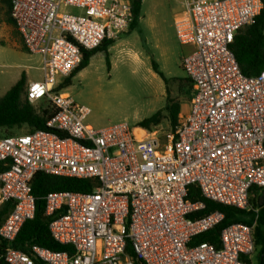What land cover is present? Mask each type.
I'll return each mask as SVG.
<instances>
[{
	"label": "built area",
	"instance_id": "built-area-1",
	"mask_svg": "<svg viewBox=\"0 0 264 264\" xmlns=\"http://www.w3.org/2000/svg\"><path fill=\"white\" fill-rule=\"evenodd\" d=\"M261 9V0L185 2L174 26L189 48L181 66L191 97L161 142L126 121L99 128L85 123L89 109L58 88L79 65L82 49L128 31L129 0H10L23 45L40 56L42 78L27 84L26 98L48 102L54 113L48 129L0 137V205L12 203L0 224V239L8 244L0 247V264H249L243 257L255 250L257 214L251 224L222 228L219 247L207 241L190 246L224 213L195 216L205 203L187 195L196 185L204 198L248 211L251 187L264 189V67L244 75L230 49L235 33ZM36 171L97 181L91 192L44 197L52 238L72 251L9 246L34 217L30 179Z\"/></svg>",
	"mask_w": 264,
	"mask_h": 264
},
{
	"label": "rangeland",
	"instance_id": "rangeland-1",
	"mask_svg": "<svg viewBox=\"0 0 264 264\" xmlns=\"http://www.w3.org/2000/svg\"><path fill=\"white\" fill-rule=\"evenodd\" d=\"M141 2L139 20L127 33L120 34L114 40L117 46L109 53V68L105 53L97 51L90 58L89 64L71 77L68 85L62 87L75 102L89 109L85 123L95 128L120 121L133 126L157 110L165 113L166 85L153 71L152 60L170 79V95L180 99L185 108L182 113L187 109L191 96L190 86L188 83L181 86L179 82L172 81L174 77L186 76L181 61L189 48L178 41L174 26L175 15L184 9L186 0ZM72 10L79 12L78 9ZM8 28L11 31H7ZM12 29L15 30L5 22H0V95L19 80L22 74L26 84L27 81L42 78L40 56L23 50L18 35H14ZM44 103L40 101L34 105ZM24 132L26 128L14 130L12 135ZM150 132L161 142L172 133L166 118L153 126ZM6 135L11 134L0 130V137ZM249 203L252 206L251 200ZM254 256L257 257V250Z\"/></svg>",
	"mask_w": 264,
	"mask_h": 264
},
{
	"label": "trees",
	"instance_id": "trees-1",
	"mask_svg": "<svg viewBox=\"0 0 264 264\" xmlns=\"http://www.w3.org/2000/svg\"><path fill=\"white\" fill-rule=\"evenodd\" d=\"M262 2V9L256 16L254 23L246 25L240 28L234 35L233 42L230 45L238 65L242 73L246 76L257 74L264 67V0ZM141 9V0H133V21L132 24L138 19ZM0 22L15 28L14 20L10 15V0H0ZM14 35H18L21 43V48L25 51L27 49L22 43L21 37L16 30H12ZM114 40L104 39L102 43L95 49H82V58L79 65L75 70L61 81L58 88H62L69 84L71 77L77 72L85 68L90 61V58L97 52L103 51L105 53L106 64L109 68V46L113 45ZM151 67L165 83L166 90V106L164 108L165 113L162 110H157L150 116L138 121L137 125L151 131L153 126L158 125L163 118L168 120L170 130L174 132L175 126L178 122L179 114L181 111V101L177 97L170 95V79L165 77L162 71L159 70L158 64L152 60ZM172 81L179 82L181 86H190V80L187 76L174 77ZM26 79L22 74L19 80H17L6 92L0 95V130L6 134H13L14 130H20L26 128V132L33 131L35 129H48L46 127V121L53 115L54 109L48 104L36 106L31 104L26 98ZM60 135H64V132L56 129ZM7 136V135H6ZM4 168L3 163H0V171ZM97 184L96 179L91 178H76L65 177L59 175H53L36 171L33 173L30 179V185L32 194L35 197V214L32 219L27 220L21 227L16 239L9 244V246L29 252V248L32 245H39L47 247L53 250H66L72 251V247L69 245H62L56 242L49 231L48 223L50 217L44 214V197L47 193L59 190H69L78 192H91L94 186ZM260 189L253 186L250 189V198L252 207L250 210L239 209L233 206L222 205L220 203L211 201L204 198L199 188L196 185H191L188 191L187 198L190 200H201L205 203V208L195 213V216L208 213L213 210H219L224 213L223 221L213 229L194 236L189 245L192 246L196 243L207 241L213 244L215 247L220 246V232L226 225L241 221L251 224L252 220L256 216V223L254 225V242L255 250H257V264H264V205L258 206V195ZM11 202H4L0 205V224L3 222L10 208ZM254 208H257L255 213ZM8 246V244L0 239L1 251ZM126 253L134 258L130 245L126 247Z\"/></svg>",
	"mask_w": 264,
	"mask_h": 264
},
{
	"label": "crops",
	"instance_id": "crops-1",
	"mask_svg": "<svg viewBox=\"0 0 264 264\" xmlns=\"http://www.w3.org/2000/svg\"><path fill=\"white\" fill-rule=\"evenodd\" d=\"M187 1V0H186ZM130 3H131V6H132V2H133V0H131V1H129ZM141 6H142V2H141ZM72 10V9H71ZM180 12H178L176 15H178ZM175 15V16H176ZM140 16H141V9H140V15H139V17H138V19L136 20V21H138L139 20V18H140ZM136 21L132 24H130V26H129V28L131 29L132 27H133V25L136 23ZM8 30H10L11 31V29L10 28H8L7 29V31ZM13 30V29H12ZM129 30V29H128ZM128 32V31H127ZM126 32V33H127ZM116 42L117 41H114V43H113V45H111V46H109V48H108V52L110 53L111 51H112V49L115 47V46H117L116 45ZM30 81H27V84L29 83ZM190 89H191V84H190ZM191 97V96H190ZM185 109V108H184ZM183 104L181 103V111H180V113H182L183 112ZM250 208H252L251 206H250ZM257 211V208H254V210L253 211ZM253 237H254V227H253ZM254 252H255V250H254ZM254 252L251 254V255H247V256H244L243 257V259L246 261V262H248L249 264H257L258 263V258L257 257H255L254 256Z\"/></svg>",
	"mask_w": 264,
	"mask_h": 264
},
{
	"label": "water",
	"instance_id": "water-1",
	"mask_svg": "<svg viewBox=\"0 0 264 264\" xmlns=\"http://www.w3.org/2000/svg\"><path fill=\"white\" fill-rule=\"evenodd\" d=\"M258 206H263L264 205V189H262L258 195Z\"/></svg>",
	"mask_w": 264,
	"mask_h": 264
}]
</instances>
